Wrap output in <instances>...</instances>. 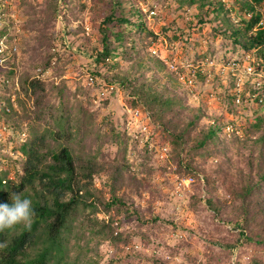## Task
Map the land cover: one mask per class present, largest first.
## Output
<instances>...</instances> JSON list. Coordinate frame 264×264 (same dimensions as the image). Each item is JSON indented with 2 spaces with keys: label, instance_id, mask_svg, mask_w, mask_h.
<instances>
[{
  "label": "trees",
  "instance_id": "obj_1",
  "mask_svg": "<svg viewBox=\"0 0 264 264\" xmlns=\"http://www.w3.org/2000/svg\"><path fill=\"white\" fill-rule=\"evenodd\" d=\"M174 2L176 9H193L196 25L209 26L224 40V47L257 62L264 60V0ZM16 4L22 16L17 39L23 71L14 80L15 66L0 68V124L5 127L0 138V203L10 202L12 193H24L32 200L34 215L28 226L0 231V264H118L121 259L113 255L102 263L98 245L108 242L116 255L132 235L148 243L157 227L158 217H145L150 211L145 198L150 178L140 169L132 171L125 158L127 141L137 144L144 135L129 134L122 116L92 109V88L79 82L69 86L63 77L73 55H58L52 49L56 15L62 10L65 26L78 22L66 34L69 44L92 60V74L101 79L94 88L117 85L129 109L148 113L161 144L169 146L177 173L193 177L196 184L202 174L209 218L218 217L236 230L224 229L218 237L227 264H264V87L260 91L248 87L253 112L235 127L222 114L209 115L203 104L189 105L178 76L149 51L157 35L143 12L145 0H17ZM4 10L9 11L8 4ZM84 18L94 40L85 36ZM6 20L0 36L7 35V27L13 29V19ZM189 24V29L196 27ZM176 38L173 34L169 39ZM210 55L206 52L202 58ZM38 68L51 70L57 81L35 77ZM113 97L105 99L103 107ZM225 99L232 105L233 95ZM230 112L234 114L233 109ZM142 148L147 160V144ZM154 194L150 198L155 199ZM202 199L197 189L191 209ZM126 223L133 228L119 232ZM206 258L203 264H212L213 252L209 250ZM153 262L165 264L159 257Z\"/></svg>",
  "mask_w": 264,
  "mask_h": 264
},
{
  "label": "rangeland",
  "instance_id": "obj_2",
  "mask_svg": "<svg viewBox=\"0 0 264 264\" xmlns=\"http://www.w3.org/2000/svg\"><path fill=\"white\" fill-rule=\"evenodd\" d=\"M2 1L4 4H8V10L15 18L12 23L13 29L7 27L8 32L7 35L5 34L8 41H10L9 36L16 35L13 36L15 50L10 49L11 54L3 53V55L7 58L6 68H10L11 65L15 66L16 74L13 77L16 80L23 71L22 65L19 64L21 51L20 41L17 39V35L21 32L22 16L18 15L17 0ZM142 6L143 12L148 13L147 21L150 22V27L157 35V40L149 48V51L162 59L166 68L178 76L181 83L180 91L186 93L187 103L193 106L203 104L209 115L222 114L224 118L232 120L235 127H238L242 122L241 118L253 112V109H249L251 99L248 77L239 74V76L241 75L239 82L241 98L238 102L233 99L232 105H229L225 96L233 95V87L231 88L230 85L233 84L234 86L235 77L228 71L229 63L243 59L244 54L237 50L233 52L228 47H224V40L214 35L209 26H197V18H195L194 10L191 8L176 9L177 4L174 0H145V4ZM63 13L62 10L56 15L54 23L56 47L52 48L58 55H67L68 53L73 55L63 77L67 79L69 86L73 87L76 82H79L80 85L92 88L89 93L92 109L101 110L102 108L101 113L112 111L115 117L120 118L122 116L125 119L129 134H136L140 131L144 135V138L137 144H134L131 139L127 141L125 158L132 171L140 169L149 176L150 188L145 193V198L148 199L147 205L149 204L150 211H145V217H158L157 227L156 229L153 228L148 243L144 244L142 240L132 235L127 243L120 246V251H117L116 255L113 253L115 249L108 242H102L98 245L97 252L102 257V263L110 255H113L121 259L118 260V264H156L153 262L155 257L161 258L165 264H203L205 261L207 262L206 256L210 250L214 254L212 264H227L225 256L220 253L222 246L218 237L225 232L224 229L231 232H236V230L219 221L218 217L209 218L208 214L211 212L204 202V198L208 194L204 188L202 174L199 175L201 183L196 184L197 181L193 177L180 176L177 173L175 164L169 159V146L161 144L157 132L151 127L148 113L143 112L140 108H136L135 111L129 109L124 92L117 85L105 84L94 88L95 83H100L101 79L92 74L94 70L92 60L86 59L78 47L71 46L69 44L71 38L66 34V31L74 28L78 22L73 21L69 26H65ZM6 19L7 17L5 23L3 21L0 23V29L7 23ZM190 21L192 26L196 27L189 29ZM81 25L84 28L85 36L94 40L93 35L90 34L86 18L81 21ZM163 28L167 30L163 32ZM173 34L176 35V40L169 39L172 38ZM59 38L62 39L59 41ZM206 52L211 53V55L207 57L208 59H203L202 57H205ZM55 61L56 59L53 58L52 63ZM242 66L244 67L245 63ZM103 72L105 71L103 70ZM196 73L201 74L202 79H198ZM34 75L43 81H57V77L52 74L51 70L38 68ZM9 85H11V81ZM14 87L16 88L15 83ZM112 89L114 92L111 91ZM7 90V94H11V88L8 87ZM111 94H114V97L110 99L107 107H103L102 102ZM230 109L234 110V114H231ZM237 129V133L241 134L243 130ZM225 130H228V127H225ZM4 136L5 131L2 132L0 138L3 139ZM149 137L150 139H148ZM145 143L148 147L147 160L143 157L142 147ZM104 150L109 153L108 148H104ZM107 157L109 156L107 155ZM211 161L212 159L207 160L205 164H209ZM149 167L152 169L151 172L147 173ZM162 168L163 171H161ZM194 182L198 188L193 185ZM96 183L99 184L97 181ZM197 189L203 199L199 206L191 209L189 206L190 199ZM218 192L222 194L220 190ZM151 193H155L153 195L155 199L150 198ZM97 217L103 218L105 216L98 214ZM212 222L217 223V225L215 226ZM132 228L131 223H126L119 226L117 230L122 232ZM235 256L236 250L231 256L232 262Z\"/></svg>",
  "mask_w": 264,
  "mask_h": 264
},
{
  "label": "built area",
  "instance_id": "obj_3",
  "mask_svg": "<svg viewBox=\"0 0 264 264\" xmlns=\"http://www.w3.org/2000/svg\"><path fill=\"white\" fill-rule=\"evenodd\" d=\"M5 6L6 4L3 3L2 0H0V23L3 21L5 23V18H11L13 21L15 20L14 15L11 14V11H5ZM9 8V6H8ZM152 14V11H150ZM11 39L8 41L6 36H2L0 38V68L5 69L7 66L5 64L7 58L3 53L11 54L10 49L15 50V39ZM245 63V66L243 67L242 64ZM228 71L231 72L232 76H234V87H233V97L234 101H239L241 98V85L239 82L241 81V75L248 77L250 86H252L253 90H258L260 91V88L262 86L264 87V60L261 62H257L254 59H251L247 54L244 55L243 59H240L238 61H233L229 63V69ZM239 74H241L239 76ZM91 80V78H90ZM261 94L264 95V90H261ZM250 99L253 98L251 92L249 93ZM5 131V127L0 126V137L2 132Z\"/></svg>",
  "mask_w": 264,
  "mask_h": 264
},
{
  "label": "clouds",
  "instance_id": "obj_4",
  "mask_svg": "<svg viewBox=\"0 0 264 264\" xmlns=\"http://www.w3.org/2000/svg\"><path fill=\"white\" fill-rule=\"evenodd\" d=\"M33 215L31 198L24 193H12L10 202L0 203V231L14 229L17 225L28 226Z\"/></svg>",
  "mask_w": 264,
  "mask_h": 264
}]
</instances>
